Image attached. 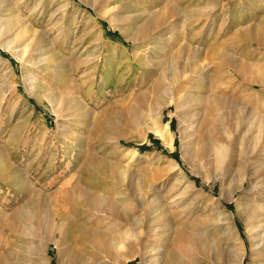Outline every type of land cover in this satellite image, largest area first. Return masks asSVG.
<instances>
[{"label":"rangeland","instance_id":"374dc122","mask_svg":"<svg viewBox=\"0 0 264 264\" xmlns=\"http://www.w3.org/2000/svg\"><path fill=\"white\" fill-rule=\"evenodd\" d=\"M94 2L101 4L103 0H31L24 9L23 17L34 23L37 30H48L46 40L54 45L60 59L69 65L70 72L66 77L64 74L60 77L62 82L53 80L40 72L37 66L31 67L25 59L14 57L0 47V264H69L60 260L55 246L51 245L46 255L47 237L34 236L50 209L70 205L62 195L69 186H83L98 204L104 192L109 196H122L131 215L143 220L144 215L135 208L136 196L145 197L148 201L154 199L153 205L158 203L157 207L163 208L174 194L183 192L181 205L171 208L173 211L167 214L163 212L155 225L162 229L167 220H172L176 226L192 224L203 236L221 242L224 250L227 246L223 241L232 239L233 235L229 226H224L222 234L208 233L207 229L220 223L226 212L234 231L240 233L247 248L245 264L252 263L254 256L248 241L250 233L243 221L245 216L237 207V200L245 194L239 189L234 199H224L240 185L243 175L237 174L224 186L212 180L204 183L202 177L194 176L183 157L179 131V128L187 127V108L164 103L179 97L182 92L188 93L189 97L192 95V103L207 97L208 100L220 98L223 99L221 102H231V105L224 102L220 105L221 116L226 117L227 123L239 125L248 133L249 151L261 164L263 171L260 175L264 178V47L250 45L240 38L244 30L256 28L264 41V0H104L106 18L98 17L89 6L88 3ZM125 2L133 7L127 11L120 9L119 5ZM35 12L43 13L39 18ZM191 13L199 14L200 19H190L187 15ZM137 14L139 18L133 19ZM154 17L162 19L164 26L143 39L128 40L122 32L123 27L128 33L134 32L142 21ZM197 34L203 35L202 38ZM195 36L207 49L200 64L182 51V43L193 40ZM159 38L158 42L166 49L157 56L162 65L165 64L167 81L154 83L153 78L146 74L149 70L147 57L154 60L158 57L151 53L148 44ZM165 41H177L179 45L169 47ZM221 44L225 46L221 52L230 55L229 58H236L239 64H256L255 74H248L246 79L230 74V68L210 53ZM54 58L51 55V59ZM52 66V70L57 67ZM25 72H31L30 80L25 79ZM169 77L175 80L171 81ZM34 79L31 92L27 82ZM258 81L261 84L256 83ZM143 97L147 98L145 104ZM73 100L87 102L82 113L92 111L97 116L92 119L80 116V109L75 112L69 105ZM105 119L116 133L101 140L98 134L101 136L106 131L99 121ZM167 124L176 134L172 150L155 134L160 131L166 133ZM87 150L99 153L108 163L102 167L94 166L89 182L86 177H83L85 180L78 178L84 163L83 156L89 153ZM173 161L178 162L189 175L186 184L177 185L178 179L173 177ZM79 179L85 185L80 184ZM192 183L195 188H190ZM27 188L29 193L25 192ZM77 197L80 199L81 195ZM85 205L75 208L84 213L92 211ZM153 238L155 234L149 233V237L142 239L144 241L133 240L132 247L125 245L119 250L118 259L124 260L134 254L127 264H145L141 251L146 245L150 248L155 241ZM207 259L201 252L192 250L183 252L182 260L183 264L224 262L205 263ZM114 264L119 263L116 261ZM225 264L237 263L231 260Z\"/></svg>","mask_w":264,"mask_h":264},{"label":"bare ground","instance_id":"6f19581e","mask_svg":"<svg viewBox=\"0 0 264 264\" xmlns=\"http://www.w3.org/2000/svg\"><path fill=\"white\" fill-rule=\"evenodd\" d=\"M30 1L31 0H0V47L9 51L14 57L25 59V61L30 64L31 67L34 68L37 66L40 72L47 74L53 80L62 82L60 77L63 76V74L65 76L66 74H68V72H70L69 65H67L65 60L63 61V58L60 59V55L56 52L54 45L46 40L48 30H37L34 26V23L31 24L30 21L25 18L26 16L23 17L24 9H26V6ZM113 1L114 0H111V2ZM125 3L126 4H120L119 8L127 11L133 7L130 6L127 2ZM88 4L94 9L98 17L106 18L105 13H107V11H103V8L105 6L104 0L101 4H97L96 2ZM42 13L43 12L36 13V15L38 14L40 18L42 16ZM198 15H193L191 13L187 16L190 19L197 17V19L199 20L201 16ZM137 16L139 15L137 14L132 18L137 20L139 18ZM162 25L163 20L159 19L158 17H154L152 19L142 21V24L140 23L139 28H137L134 32L130 31L128 33V31L125 30V27H123L122 32L126 35L128 40L137 41L135 40L136 38H139L138 40H140V38L143 39L147 36L148 33L152 31H158L159 27ZM163 33L164 32H162V34ZM197 35L201 38L203 36H200L199 34ZM240 38H242L241 40L248 42L250 45L255 44L258 47H264V41H262V38L259 37L256 28L244 30L241 33ZM159 40L161 39H156V42L148 44V46H150L149 50L153 55L156 54V56L160 51L166 49L165 46H161V43L158 42ZM165 42L169 47H174L176 46V44L179 45L177 41ZM224 47L221 44L215 48L216 50L210 51V53L214 57H216L222 65L230 68V74L234 76H240L243 79H246V76L248 74H255L256 64L255 66L239 64L236 58H229L230 55L227 56V53L225 54L221 52V49H224ZM182 49L183 53L188 54V56H190L196 63L201 62V60L204 58L205 52L207 51L204 43L201 42L200 38H197V36H195L193 40L189 42H183ZM51 55L55 58L56 56H58L59 59L54 58L52 60ZM147 61L148 62L146 66L149 69L147 70L148 72H146L147 76L153 78L154 83H161L165 81V68L163 67L165 64L162 65V60H160L159 57L154 60L153 58L148 56ZM52 64L54 65V67L57 66L56 69L54 68V70H52ZM259 68H261V65H259ZM197 75L200 76V73H196V76ZM24 77L26 80H30L31 72H25ZM63 78L64 77H62V79ZM231 78L233 77H230V79ZM169 79L171 81L175 80L170 77ZM260 81L256 83L261 84ZM34 84L35 79L33 81L27 82L29 91L32 92V86ZM154 86L156 85L154 84ZM160 87L162 86H159L158 88ZM182 89L184 88L182 87ZM190 96L192 97V95ZM191 97H189L188 93L182 92L179 97L175 99L170 98V100L168 99L164 103V105H174L177 108L181 109L187 108V111H184L187 119L184 120L187 121V127L185 129L179 128L180 134L182 136L181 141H183V157L191 166L193 175L202 177L204 183H209V181L212 180L213 182H219L220 185L224 186L229 181V179L234 178L237 174L243 175L241 182L239 181L240 185L231 192L229 197H224V199H234V196L239 189H241L245 194V196H241L237 200V207L238 210L241 211L242 216H245L243 221L245 222L246 227L248 228V232L250 233L248 236V241L254 258L252 259V263L249 262L248 264H264V178H262L260 175V173L263 171L261 169V164L256 161L254 153L249 151L250 142L247 136L248 133L245 132L244 128L240 129L239 125L235 126V124L231 122L227 123L226 117L221 116L220 105H222V103L224 102H221V100L223 99L216 98L213 100H208V97L205 99L201 97L202 99H199L198 101L196 100L192 103L193 100L191 101ZM53 100L54 99H52V102ZM142 101L144 102L143 104L147 103V98L143 97ZM57 102L55 101V103ZM85 103L87 102L81 100H73L71 103H69V105L71 104V108L74 109L75 112L80 109V116H87L92 119V117L96 115H93L94 113L92 111H85L87 113H84L85 115L82 113ZM224 103L230 104L231 102ZM238 113H240V111ZM107 119L99 121L100 125L104 127V130L106 132L103 135L101 134V136L98 134V139H109V136L116 133V129L109 128L110 122L107 123ZM234 120L237 121L235 117ZM107 127L109 129H107ZM160 132H156V136L159 139L163 140L164 144L170 150H172L174 147V139L176 138V134L171 131L168 124L166 125V133ZM1 154L2 151L0 150V156ZM134 154H136V152H134ZM102 157L97 152H89L86 156H83L84 163L82 164L80 172L78 173V178L82 180L83 177H86L89 182L90 175L93 174L95 169L94 166L97 165V167H102L108 164L106 160H104L105 158L103 159ZM172 171L174 175L173 177H177L178 179V181H176L179 182L177 183V185H183L186 184V182H189V175L185 172V170H183L182 166L178 162H172ZM50 172L49 174H51ZM206 172L211 176L206 174ZM49 176L47 178L52 177ZM80 179L77 181H80ZM80 182V184L85 185L82 181ZM246 183L248 184L247 189H245ZM70 184L71 180H69L68 182V185ZM90 185L91 184H89V186ZM191 186L192 187L190 188H195V184L193 185L192 183ZM30 188L33 187L30 186ZM63 188L65 189L64 186ZM28 190L29 189L27 188L25 192H27ZM182 193L174 194L172 197L170 196L171 198L167 203L164 204L163 208L162 206L157 207L158 203H156L157 205H153L155 202L154 199L148 201L145 199V197L136 196L134 201L135 208L138 209L139 212H142V214L144 215L146 219H144V222V220L139 216L131 215L132 213L129 212L130 208H126L125 201L122 196H109L108 192H104L101 196L102 201L100 204H98L99 202L91 199V192L84 190L83 186H81L80 188H72L69 186V188L67 187V189H65V192L63 191V194H61L70 205L61 206L60 209H50L51 211L48 212V214L46 213L47 215L44 216V221L40 223L38 230L35 232V234L37 235L34 236H36L37 238L41 237V239L42 237H47V247L45 249L46 255H48L51 245L55 246L58 249L57 251L60 260L69 264H114L116 263V261L119 264H127L130 257H133L134 254H130L129 257H123L124 260H119V250H121V248L125 245L128 246V248L132 247L133 240L138 241L140 239H144L145 237L147 238L149 237V233L155 234V238H153V240L155 241L152 243V245H150V248L146 245L144 246V250L141 251L144 256L145 264H183V252H190L192 250H197L198 252H201V254L205 256V258H208L207 260H205V263L209 261L216 263L224 261L225 263H228L233 260L237 264H245L248 255L247 248L240 233L234 231V226L232 227L230 217L224 211L221 222L214 224L207 229L208 233L212 232L213 234H215L216 232H218L219 234H222L221 232L225 230L224 226H229L228 228L232 230L233 235L232 233L230 234L232 235V239L225 238V241H223L227 246L226 248H224V250L220 244L221 242H215L214 238H211L210 236H203L196 230V226H193L192 224L189 226H181V224L176 226L172 220H167L168 222H165V226L163 225L162 229L160 227L158 228V226L155 225V222L158 220L157 217L162 215L163 212H166L167 214L173 211L171 210V208H174L176 206L179 207V204L181 203L180 195ZM78 194L81 195L80 199L77 197ZM34 203H36V201H34ZM83 204H86L85 206L90 207L93 212L88 211V213H84L83 211L79 212L78 210H76L75 206H82ZM132 208L133 206L131 207V209ZM74 210L75 213H73ZM224 237H226V235ZM31 242L34 243L35 240H31ZM146 242L147 241H145V244ZM224 262L222 264H225Z\"/></svg>","mask_w":264,"mask_h":264}]
</instances>
